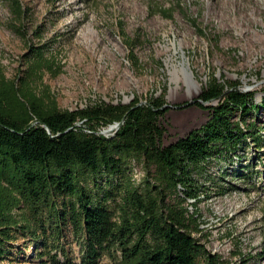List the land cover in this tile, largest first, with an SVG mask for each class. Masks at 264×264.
Masks as SVG:
<instances>
[{
  "label": "trees",
  "instance_id": "16d2710c",
  "mask_svg": "<svg viewBox=\"0 0 264 264\" xmlns=\"http://www.w3.org/2000/svg\"><path fill=\"white\" fill-rule=\"evenodd\" d=\"M1 1L27 52L13 77L0 63V261L27 237L24 252L34 246L26 260L35 264H225L196 237L205 191L196 176L250 140L261 148L250 115L264 99L259 105L255 91L212 75L190 102L208 110L207 121L167 145L165 88L145 102L134 96L61 109L45 79L63 72L61 51L40 25L28 26L34 21L22 0ZM161 15L170 19L172 10ZM114 122V133H98ZM67 229L78 261L65 245Z\"/></svg>",
  "mask_w": 264,
  "mask_h": 264
},
{
  "label": "rangeland",
  "instance_id": "374dc122",
  "mask_svg": "<svg viewBox=\"0 0 264 264\" xmlns=\"http://www.w3.org/2000/svg\"><path fill=\"white\" fill-rule=\"evenodd\" d=\"M22 1L34 21L28 26L40 25L44 40L51 37L61 51L63 72L45 76L61 109L128 103L134 96L143 101L165 88L167 145L207 121L208 110L189 101L212 75L255 91L259 105L264 99V0ZM167 10L170 19L161 15ZM9 19L0 0V63L13 77L27 43L9 29ZM250 117L264 140V106ZM196 179L205 185L196 203L203 229L196 237L225 264H264V142L257 148L250 140L234 156L210 160ZM25 240L13 241L0 262L35 264L26 260L34 243L24 252ZM64 241L78 261L70 229Z\"/></svg>",
  "mask_w": 264,
  "mask_h": 264
},
{
  "label": "water",
  "instance_id": "95a60500",
  "mask_svg": "<svg viewBox=\"0 0 264 264\" xmlns=\"http://www.w3.org/2000/svg\"><path fill=\"white\" fill-rule=\"evenodd\" d=\"M143 102H145V100H143ZM190 102H192V101H189V103ZM119 125H120V122H114V123L108 125V127H106V128H100L98 133L106 135V136L110 135V134L114 133L115 130H117Z\"/></svg>",
  "mask_w": 264,
  "mask_h": 264
},
{
  "label": "bare ground",
  "instance_id": "6f19581e",
  "mask_svg": "<svg viewBox=\"0 0 264 264\" xmlns=\"http://www.w3.org/2000/svg\"><path fill=\"white\" fill-rule=\"evenodd\" d=\"M110 125V124H109ZM191 201V200H190Z\"/></svg>",
  "mask_w": 264,
  "mask_h": 264
}]
</instances>
